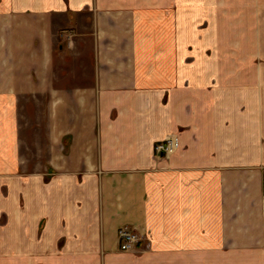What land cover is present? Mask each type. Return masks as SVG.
<instances>
[{
	"label": "crops",
	"instance_id": "1",
	"mask_svg": "<svg viewBox=\"0 0 264 264\" xmlns=\"http://www.w3.org/2000/svg\"><path fill=\"white\" fill-rule=\"evenodd\" d=\"M263 195L264 0H0V264H264Z\"/></svg>",
	"mask_w": 264,
	"mask_h": 264
},
{
	"label": "rangeland",
	"instance_id": "2",
	"mask_svg": "<svg viewBox=\"0 0 264 264\" xmlns=\"http://www.w3.org/2000/svg\"><path fill=\"white\" fill-rule=\"evenodd\" d=\"M89 67V65H88ZM74 83V81H73ZM47 97L27 98L23 100L20 109L22 150L24 153H36L40 148L39 140L42 135V124L46 116ZM39 152V151H38ZM34 169L38 166V159L32 161Z\"/></svg>",
	"mask_w": 264,
	"mask_h": 264
},
{
	"label": "built area",
	"instance_id": "3",
	"mask_svg": "<svg viewBox=\"0 0 264 264\" xmlns=\"http://www.w3.org/2000/svg\"><path fill=\"white\" fill-rule=\"evenodd\" d=\"M172 144H167L165 146H160L158 148L159 152L170 153L173 148ZM264 200V195H263ZM118 238L120 244V250L122 252H136L141 246H146L147 239L145 236L140 234L136 229L131 228L130 226H124L118 231ZM146 242V243H145ZM148 247V245L146 246Z\"/></svg>",
	"mask_w": 264,
	"mask_h": 264
}]
</instances>
